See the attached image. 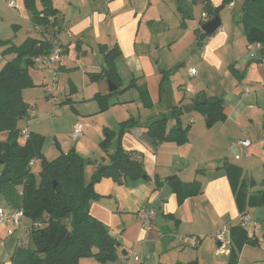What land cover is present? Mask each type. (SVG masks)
I'll return each mask as SVG.
<instances>
[{
  "label": "crops",
  "instance_id": "0c3cea01",
  "mask_svg": "<svg viewBox=\"0 0 264 264\" xmlns=\"http://www.w3.org/2000/svg\"><path fill=\"white\" fill-rule=\"evenodd\" d=\"M171 1L178 9L180 1ZM189 1L187 0L188 3ZM223 1L211 0V5L217 8L222 5ZM95 2L97 5L93 6L92 3ZM244 2L245 0H235L221 10L218 16L221 19L222 28L198 46L196 30L201 29V25L215 17L211 15L212 11L204 7L201 0L191 2L194 17L192 29H189V25H186L184 29L180 27L178 19L165 0H110L107 4L106 0H66L65 5H61L60 0H52V7L59 13V22L64 24L68 31L62 36L63 38L61 37L64 59L70 57L74 51L81 52L82 58H86L90 51L93 54L94 52L102 53L115 46L121 54H124V57L135 56L139 51L140 41H143L141 46H145L150 52V41L147 38L148 34H151L149 27L156 22L171 27L163 14L168 16L179 29L170 38L166 37L161 42L156 40L158 53H164L167 48L170 57L161 56L157 62H154L157 58L155 54L153 60L150 57L148 60L151 68L149 71H144L143 78L138 82V85L146 87L152 106L143 109L141 105H137L136 110L131 106L130 111H124L125 107L121 103V113L99 124V128L116 133L117 120L123 123L130 119H138L141 124H146L151 118L156 119L167 115L174 107L184 109L186 106H194L193 102L199 96L219 97L224 103L226 120L216 123L212 128H207L205 118L199 115L195 106L190 113L184 111L181 117L182 125L184 128L190 126L189 141L184 145L169 143L154 150L142 128H136L122 137V146L126 150L136 151L143 155L149 180L119 185L112 179H103L95 185V191L101 199L92 202L91 214L104 223L109 231L113 230L112 236L120 244L118 259L107 264H125L123 256L132 252H136L140 258L139 262L134 264L228 263L230 246L228 249L221 250L216 234L223 228H227L231 242V229L234 225L240 224V213L226 172V165L230 164L242 169L241 179L247 182L251 193L254 186H257V191L263 188L264 179V174L260 180L255 179L251 173L252 163L242 165L229 162L227 157L223 159L224 157L214 155L217 141L224 142L225 140L227 148H231L234 153L233 142L238 139V136L248 134L236 142L251 140V147L254 146L251 152L257 156V159L264 160V141L262 140V135H264V47L248 44L246 40L240 24V11ZM38 6L41 8L39 2ZM178 14L180 17L181 14L179 12ZM20 16L25 23L10 25L15 34L9 39H0V42L6 41L20 46L29 38L42 39V34L45 37L49 36V32L46 34L34 28L31 15L25 6ZM180 18L182 20V16ZM145 25L146 30L141 37V31ZM1 31L0 28V33ZM23 32H26V35L22 37ZM18 40L19 43H16ZM7 48L9 47L0 46V69L16 57L13 54L5 55L4 51ZM97 59L99 61L94 67L97 71L89 69L87 74L102 72L105 63L100 62L99 56ZM254 63L257 68L253 67ZM176 67L178 71L186 69L185 73L176 75L174 70ZM66 68L64 65L60 73L66 71ZM190 68L197 70L196 76H190ZM35 70H30V76L36 88L41 86L46 89L47 72L37 69L39 73L37 77ZM97 80L100 79H95L93 82ZM97 82L100 83V87L101 84L108 86L105 80ZM186 84L189 86H185ZM135 86H137L136 83ZM175 87L183 93V99L174 96ZM186 88L191 91H186ZM166 90L170 93L165 100L163 92ZM107 91L103 92L102 89L99 94H107ZM94 94L86 97L77 89L75 95L68 93V100L73 101L74 99L76 102L89 103ZM54 97V102H50L47 93L46 99L50 111L55 107L57 97ZM107 102L111 105L110 109L104 111L105 113L98 118L105 119L111 109L120 105L113 101V97L107 98ZM35 106L37 108L36 118L28 112L25 119L39 123L42 112L36 104ZM174 124L175 120L170 123V127ZM74 125H72L71 132ZM256 132L262 135L257 138ZM83 136L84 130L81 141L86 140ZM7 137V133H0V142L6 141ZM81 141H79L80 144H84ZM249 149H245L247 156L250 153ZM112 153L114 152L108 154ZM100 156L104 158V154ZM89 169L92 167L87 170ZM170 177L174 180L166 182V179ZM158 183L161 185L158 186ZM195 183L200 186L199 193L189 195L186 194V190L182 191L181 185ZM183 195L187 196L181 202ZM257 208H248L246 212L251 214L250 212ZM2 209L8 213L15 211L13 208ZM145 209H153L156 213L149 227L143 226L141 222V213ZM255 221L259 223L258 218ZM6 225H11L12 228L11 223ZM6 225L0 226L1 236L8 233L9 226ZM244 229L249 236L257 239V232ZM17 233L19 231L8 235L10 238L7 243L14 244V250L19 247ZM247 247L248 245L243 246L242 253L245 254ZM1 264L11 263L6 261ZM79 264L101 263L96 259L86 258L82 259Z\"/></svg>",
  "mask_w": 264,
  "mask_h": 264
},
{
  "label": "trees",
  "instance_id": "16d2710c",
  "mask_svg": "<svg viewBox=\"0 0 264 264\" xmlns=\"http://www.w3.org/2000/svg\"><path fill=\"white\" fill-rule=\"evenodd\" d=\"M213 16H218L225 7L235 0H224L222 5L213 8L211 0H201ZM25 9L31 15L34 28L48 32L54 18L59 23V13L52 7V0H23ZM41 4V8L38 6ZM182 16V27H185L184 8L178 7ZM187 14V11H186ZM240 24L243 27L248 44L264 47V0H245L240 11ZM190 17V14H187ZM193 18V17H192ZM202 26V25H201ZM198 46L212 35L196 30ZM42 39L29 38L24 44L15 46L10 42H0V46H8L5 55L16 57L0 69V133H7V140L0 142V198L5 197L15 210H23L25 217L31 221V238L33 249L17 248L13 256L16 264H79L82 259L93 258L101 264L115 262L118 259L120 244L110 235L104 223L91 214V204L101 199L96 193L95 185L103 179H112L119 185L139 180H149L145 170L143 155L136 151H128L122 146V137L136 128L144 129L150 146L156 150L163 144L188 143L190 126L183 127L181 117L184 109L174 107L160 118H151L146 124L138 119H130L121 123L118 145L114 153L109 154L107 163L97 167L89 183L85 180L86 161L75 151L49 161L43 154L44 138L30 133L26 144L20 142V120L27 118L29 105L23 101L24 90L36 87L30 70L35 69V58L48 54L51 46L42 34ZM263 51V50H262ZM115 46L102 52L104 69L99 74H91L92 80L102 77L110 80L117 87L120 78L114 65V60L120 55ZM165 75V73H164ZM135 86V83H134ZM142 92L144 105H152L146 87L139 88ZM118 90V89H117ZM116 90V91H117ZM195 110L204 118L207 128L226 120L224 103L219 97L206 98L199 96L194 100ZM109 105L104 101L101 111H106ZM175 120V125L168 130V123ZM101 147L110 148L112 139L118 134L104 130ZM114 140V139H113ZM41 161L40 181L29 166L32 160ZM226 172L231 182L236 205L240 216L248 208L264 207V179L262 189L252 194L248 184L242 180V169L226 165ZM174 179L168 178L166 182ZM161 183H158L160 186ZM21 188V191H18ZM186 194L200 192L198 184L181 185ZM179 190V189H178ZM180 195V192H178ZM187 195H183L181 202ZM41 225L40 227L38 225ZM239 226L231 229V242L227 264H237L238 254L244 245H250L254 239Z\"/></svg>",
  "mask_w": 264,
  "mask_h": 264
},
{
  "label": "rangeland",
  "instance_id": "374dc122",
  "mask_svg": "<svg viewBox=\"0 0 264 264\" xmlns=\"http://www.w3.org/2000/svg\"><path fill=\"white\" fill-rule=\"evenodd\" d=\"M8 1L9 0H0V28L2 30L0 33V39H9L12 37L11 35L15 34V31L10 27V25L25 23L20 16V14L24 12L23 1L14 0L19 5L18 10L10 8L8 6ZM179 1H180L179 3L180 6L184 8L185 27L186 25L187 26L189 25L190 27L189 29H192L194 26V23L192 22L194 17L192 15L193 4L191 2H193V0H190L189 3L187 2V0H179ZM165 2L167 3L168 6L170 5L169 8L178 19V24L182 29H184L182 27L183 21L180 18L181 16L180 17L178 16L179 15L177 12L178 9H176V5H174V2H172L171 0H165ZM60 3L61 5H65L66 0H60ZM92 4L93 6H95L97 5V2ZM186 11L187 14H190V17H187ZM163 15L167 18L168 23L171 25V27H168L166 24L159 22H156L151 27H149V29L151 30V34H148L147 38L150 41L149 42L151 46V48L149 49L150 52L146 49L145 46L144 47L141 46V43H143V41H140L141 43L140 46L138 47L139 51L135 54V56L124 57V54L120 53V55H118V57L114 60V65L116 67V71L118 73L121 82V85L118 87L117 91H113V92L110 91V85H109L110 80H108L107 78L102 77L100 80L107 81L108 86L101 84L100 87V83L97 82L100 80L93 82L91 75L86 73L87 71H89V69L91 71H97V69L94 68L99 61L97 59V56L101 58L100 62L104 63V55L101 52L100 53L94 52L93 54V52L91 51L89 56L86 58L85 57L82 58V53L79 51H74L73 54H71L70 57H67L66 59H64V54H63L62 65L63 66L65 65L67 68L66 71H62L59 74L58 89L55 92V96L57 97L56 98L57 100H55L56 101L54 105L55 107L52 111H50V107L46 99L47 93L44 87L41 86L37 88L34 87L23 91L22 93L23 101L26 104H31V105L36 104L40 109V111L42 112V114L39 118V123L33 120L27 121L26 119L25 120L22 119L19 121L18 126L20 127V129L27 128L29 134L35 133L41 135L44 138L42 152L44 155L46 154L45 156L47 160L53 161L61 157L62 155L68 154L71 151H75L86 161L84 174L87 183L91 181L92 176L95 173L99 164L109 160L108 153L114 152L118 145L119 130L121 123L119 122V120H117V125H118L117 128L113 126L115 129H118L116 132V134H118V137L116 136L115 138H113L114 140L112 139L113 142L110 148L108 149V151L104 150L101 147V141L104 137L103 130L105 128L104 129L99 128V124L103 123L104 121L105 122L109 121V119H111V116L115 117L116 114H120L122 111L121 103H123L122 105H124L125 107L124 111H130L131 106L134 108V110H136L137 105H141L143 109H146L143 104L142 92L139 89L140 87H142V85H138V82L143 78L144 71H149L151 68L148 60L150 57L153 60L155 54L157 58L154 62H157L159 59H161V56L170 57L167 48L165 49L164 53L162 52L158 53L159 50L157 49V43H155L156 40L158 39L161 42L166 37L170 38L171 36H174L176 32L179 30L176 28V25L172 22V20L168 16H166L165 14ZM36 30L38 29L36 28ZM145 30H146V25L143 26L142 28L141 37L143 36ZM26 32H23L21 36L23 37L24 35H26ZM19 40L16 41V43H19ZM160 45L163 46L161 43ZM254 64L255 65H253V67H256L257 66L256 63ZM177 68L178 67L174 69L176 75L177 73L184 74L186 71V69H182V68L181 69L183 71H178ZM35 69H36L35 73L37 74L38 77L39 76L38 70L40 69L39 68H35ZM45 71L46 70H44V72ZM134 83H136L137 86H134ZM181 84L182 83H180V85ZM185 86H189V84H186ZM77 89H79L82 95H85L86 97H91V95L95 93L91 102L89 103H82L79 101L76 102V100L74 99L73 101H69L68 93H70V95H75L77 93ZM102 89L103 92L108 90L107 94H99V91H102ZM174 90H175L174 96L183 99V93L177 87H175L173 91ZM168 93L170 92H167V90L166 92H163V98L165 100L167 99ZM110 97H113V101L120 105L111 109L110 113L107 115L105 119L98 118L102 113H105L104 111H101L102 110L101 104L104 101L107 102V98L110 99ZM110 107L111 105H109L108 109H110ZM199 115L202 116L200 113ZM78 122L82 123L84 126V136L86 138V140L84 141H81L82 138L75 140L71 138V136L69 135L71 132L72 125ZM171 122L172 121L168 123V130L175 125L174 124L172 127H170ZM247 135L248 134H243L238 136V139L236 141L241 139L243 136H247ZM260 135H262V133L256 132L257 138L260 137ZM79 141L84 142V144H80ZM236 141L233 142V144L234 147L237 148L238 155L240 156V160L235 159V155L234 153H232L231 148L229 147L227 148L225 140L224 142H219V141L216 142L214 155L224 157L223 159L227 157L229 162H236L242 165L252 163L253 168L251 173L254 175L255 179L260 180L262 174H264V162H263L264 160L257 159V156L253 154V152H251L254 146L249 149L250 153L252 154L250 155L249 153V156H247L245 149L238 147V143ZM100 154H104V158H101ZM89 167H92V169L87 170ZM41 169H42L41 161L38 159L35 160V163L31 167V170L32 173L35 174L38 182L40 181ZM256 187L257 186H254L252 194H255L257 192ZM18 191H21V188H18ZM0 207L8 208V209L13 208L7 202L5 197L0 198ZM250 213L251 214L249 215L253 220H257V218L259 219V223L262 229L259 232H257V239H255L256 237L253 238V236H249L250 238L254 239V241L252 244L248 245L245 254L244 252L242 253L243 250H240L238 254L237 264H264V207H258L257 210H253ZM0 226H4V225H0ZM6 226H9V229L11 228V225H6ZM236 226L239 225H234V227ZM30 229H31V221L25 217L24 227L21 230H17L19 231V233H17L16 236V238L19 239L17 244L19 246L18 248L20 247L26 249L34 248V243L31 238ZM109 233L110 235H112L113 230H110ZM9 238L10 237H8V233L5 236L0 235V264L6 261H8L11 264H16L13 261V256L16 249L14 250V244L11 245V242L7 243Z\"/></svg>",
  "mask_w": 264,
  "mask_h": 264
},
{
  "label": "built area",
  "instance_id": "2783aa9c",
  "mask_svg": "<svg viewBox=\"0 0 264 264\" xmlns=\"http://www.w3.org/2000/svg\"><path fill=\"white\" fill-rule=\"evenodd\" d=\"M110 0H106V4ZM8 6L12 9H18V4L14 0L8 1ZM50 23L52 24L51 29L48 31L49 36L45 37V39L49 42L51 49L48 54H43L35 58L36 68L40 70H46L48 74V80L46 83V91L48 93V97L50 98V102H54L55 92L58 89L59 83V74L62 68V56L64 54V48L61 41V37L67 33V28L62 23L55 24V19L50 18ZM38 29V28H37ZM46 34L48 32L44 31ZM254 57H256L253 54ZM190 76H196L197 70L195 68L189 69ZM190 92L189 88L185 89ZM31 116L36 118L37 116V108L35 105L29 106V110ZM84 126L82 123H76L73 126L71 137L75 140L80 139L83 135ZM20 142L22 145L26 144L29 139V133L27 129H22L20 134ZM262 140L264 141V135H262ZM238 146L243 147L248 150L252 146L251 140H243L238 143ZM234 155L236 159H240V156L237 153V148H233ZM35 160H32L29 164L30 168L34 165ZM155 211L153 209H145L141 213V222L145 227H149L151 225L152 220L155 218ZM24 219L25 214L23 210H16L13 213H8L4 209L0 208V225H6L11 223L12 228L8 230V235H13L15 231L21 230L24 227ZM239 223L242 227L252 230L254 233L260 230V224L253 220L251 216L245 212L243 215L239 217ZM41 226L40 224L38 225ZM227 228H223L216 234V240L220 244V249L224 250L230 246V239L228 237ZM123 260L125 264H134L138 263L140 258L136 252H132L131 254H126L123 256Z\"/></svg>",
  "mask_w": 264,
  "mask_h": 264
},
{
  "label": "water",
  "instance_id": "95a60500",
  "mask_svg": "<svg viewBox=\"0 0 264 264\" xmlns=\"http://www.w3.org/2000/svg\"><path fill=\"white\" fill-rule=\"evenodd\" d=\"M220 28H222V22L219 16H215L212 19H210L209 21L205 22L202 27L201 30L203 31V33L208 34V35H212L214 33H216ZM86 56V53L84 54ZM110 91L113 92L117 89L116 86L112 85V83H110ZM194 106H186L184 107V111L186 113H190L193 110Z\"/></svg>",
  "mask_w": 264,
  "mask_h": 264
}]
</instances>
